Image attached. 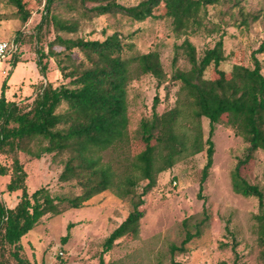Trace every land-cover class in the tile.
<instances>
[{
    "label": "trees",
    "instance_id": "trees-1",
    "mask_svg": "<svg viewBox=\"0 0 264 264\" xmlns=\"http://www.w3.org/2000/svg\"><path fill=\"white\" fill-rule=\"evenodd\" d=\"M7 1L16 7L17 16L25 23L31 13L24 0ZM243 1L138 0L126 6L116 0H44L37 28L52 22L56 33L49 40L47 50L35 48L34 61L43 80L26 106L22 105L24 98L6 97V80L0 87V153L11 155L6 189L8 192L20 191L12 207L0 199V264H4L5 250L15 264H37L26 256L21 238L44 215L61 213L59 206L62 203L71 208L85 206L92 197L111 191L127 204L128 212L102 243L99 264H105L102 254L108 252L118 239L138 237L140 219L145 212V196L155 186L157 174L170 168L184 152H206L197 192L198 198H204L201 193L203 183L213 161L211 136L220 122L232 127L246 144L231 170V187L237 194L257 199L256 234L264 255V190L241 174V168L253 158L254 152L264 151V73L262 61L257 56L264 53V0L258 9H247ZM215 5L221 6L220 19L225 24L239 29H247L255 22L261 26L262 38L250 52L252 65L233 63L228 70L221 68L227 56L223 33L199 58L195 46L184 39L176 49H183L189 67L180 69L176 66L175 55L172 76L182 83L190 97L189 113L195 120L190 136L187 130L179 132L177 129L183 113L181 106L175 105L159 114L155 111L158 103L155 95L151 116L140 122L143 148L133 156L120 159L118 164L122 160L126 163L120 171L116 170L110 160L103 159V152L122 150L129 142L127 85L144 74L153 76L158 86L164 82L166 73L160 54L154 49L134 52L132 44L118 30L103 39L65 37L57 31H72L81 20L93 16L120 13L136 21L168 17L176 35L199 29L213 32L220 29V24L210 20L208 7ZM62 10L70 16H61ZM7 41L9 46L5 54L19 51L21 39L18 34ZM58 46L61 47L59 50L55 48ZM77 52L80 55L76 57ZM51 59L65 82L53 85L45 77ZM18 61L23 58L14 56L10 59L12 65ZM208 67L211 72L206 76ZM61 106L65 107L58 110ZM201 118L208 121L205 141L202 140ZM46 154L61 157L58 180L70 182L72 187L78 188L77 193L69 196L52 194L47 185L27 190V174L21 156L39 159ZM7 171V166L0 165V174H7ZM203 213L200 223L208 218L205 210ZM198 229L195 233L187 231L180 245L171 244V253L185 251L186 244L199 234ZM68 237L66 234L63 239ZM231 248L235 252V244ZM172 264L180 263L172 261ZM218 264L226 263L220 261ZM233 264L238 263L234 261Z\"/></svg>",
    "mask_w": 264,
    "mask_h": 264
},
{
    "label": "rangeland",
    "instance_id": "rangeland-1",
    "mask_svg": "<svg viewBox=\"0 0 264 264\" xmlns=\"http://www.w3.org/2000/svg\"><path fill=\"white\" fill-rule=\"evenodd\" d=\"M138 0H116L129 6ZM30 11L28 20L23 23L17 16L16 7L7 0H0V39L12 40L17 34L21 43L18 52H8L0 60V87L6 80L8 98H24L22 105H27L43 80L36 75L32 66L35 48L47 50L48 42L56 33L53 23L41 22L44 0H24ZM247 9H258L261 0H244ZM221 6H209L210 20L220 24V29L213 32L199 29L176 35L170 18L158 17L136 21L116 13L115 15L93 16L83 19L74 30H58L65 37L85 39H103L115 30L132 44L134 52L157 50L166 73V79L159 86L150 74L141 75L127 85V117L129 142L121 150L103 152V159L110 160L118 171L126 163L118 164L124 157L133 156L143 148L140 139V122L152 114L155 95L158 103L155 111L163 113L175 105L181 106L183 113L178 119V130L192 132L193 122L189 113V95L179 80L172 76L176 63L180 69H187L189 63L183 49H176L184 39H188L196 49L199 58L204 50L211 47L222 36L225 61L221 68L230 69L233 63L251 66L250 52L262 38V29L258 22L247 29L225 24L220 19ZM61 16L70 13L61 12ZM60 49L61 47H55ZM76 57L80 54H74ZM18 56L23 61L15 65L10 59ZM262 61L264 73V53L257 55ZM5 69L4 75L1 73ZM211 67L206 69L208 76ZM53 85L65 82L53 59L48 61L45 75ZM28 99V100H27ZM61 106L58 110H62ZM192 122V125H191ZM202 140L208 137V121L201 118ZM214 143L213 161L205 182L203 199L197 197L201 168L205 163V150L182 156L168 169L156 176L155 186L145 196L144 216L140 219L139 234L136 239L122 237L106 253L102 254L105 264H264L263 246L259 245L256 234L255 214L258 205L255 197H244L235 193L231 187L230 174L246 144L232 127L224 122L217 123L211 136ZM206 146H204L205 148ZM26 170V186L31 191L47 185L52 194L72 195L78 192L70 182L58 180L62 167L60 156L46 154L39 159L21 156ZM0 165L7 166V174H0V199L12 207L18 200L20 191L8 192L6 183L10 176L11 155L0 153ZM241 174L252 184L264 190V151L258 149L253 158L241 168ZM145 181V180H144ZM144 181L141 182L144 183ZM140 190V187L138 188ZM205 200V204L203 202ZM61 213L47 214L22 238L26 256L37 264H99L102 243L111 230L127 215L128 206L111 191L102 192L92 197L85 206L71 208L67 203L60 206ZM208 218L200 223L204 216ZM199 228V229H198ZM199 234L194 236L183 252L171 253V244L180 245L187 231ZM69 234L67 239L63 236ZM235 244V252L231 246ZM7 248V247H6ZM4 264H15L8 251H4Z\"/></svg>",
    "mask_w": 264,
    "mask_h": 264
},
{
    "label": "built area",
    "instance_id": "built-area-1",
    "mask_svg": "<svg viewBox=\"0 0 264 264\" xmlns=\"http://www.w3.org/2000/svg\"><path fill=\"white\" fill-rule=\"evenodd\" d=\"M9 44L7 40L0 39V60L3 58ZM2 72H5V70H2Z\"/></svg>",
    "mask_w": 264,
    "mask_h": 264
},
{
    "label": "crops",
    "instance_id": "crops-1",
    "mask_svg": "<svg viewBox=\"0 0 264 264\" xmlns=\"http://www.w3.org/2000/svg\"><path fill=\"white\" fill-rule=\"evenodd\" d=\"M22 62H24V61H22ZM32 63H33V65H34V66H32V67H33V69L35 70L36 75L39 76V73H38V71H37V67H36V63H35V61L32 62ZM2 70H5V69H2ZM1 73L4 75V73H6V71H5V72H2V71H1ZM6 89H7V85H6ZM6 89H5V95H6V97L8 98V93L6 92ZM10 99L18 100V98H13V97L10 98Z\"/></svg>",
    "mask_w": 264,
    "mask_h": 264
}]
</instances>
